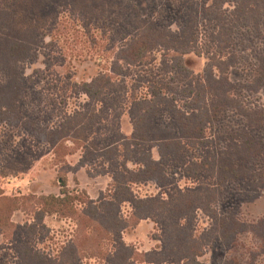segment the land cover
<instances>
[{
  "label": "rangeland",
  "instance_id": "rangeland-1",
  "mask_svg": "<svg viewBox=\"0 0 264 264\" xmlns=\"http://www.w3.org/2000/svg\"><path fill=\"white\" fill-rule=\"evenodd\" d=\"M215 1L91 0L90 7H87L82 3L83 0H0V78L3 76L11 78L7 88L9 89L11 85L12 90L6 91H10L13 98V92H17L15 98L20 99L18 101L20 121L12 118L19 127L6 125L0 127V194L10 198L27 195L36 197L59 195L61 186L58 178L66 176L67 189L73 195H78L84 200H87L85 197L87 196L98 204L111 201V195L115 193L112 189V173L105 172L108 165L103 164L101 159L95 162H84L85 149L81 146L83 140L80 137L85 134V137L94 143L100 138L101 146H103L110 143V139L115 138L109 136L114 131H120L125 137L131 136L134 122L127 110L130 93L139 87L136 90L138 96H145L146 79L177 78L173 73L165 71L164 52L160 50L151 54L152 58L148 59V65L129 67L121 63L120 69L123 72L118 76L114 75L118 87L122 88L120 89L121 97H117L118 93H114L108 94V98L114 100L122 98L124 114L117 119L110 110L111 113L107 117L99 118L107 125H97L92 133L78 132L81 128L76 125L78 121L74 118V113L92 106L82 93V84L91 82L99 75L112 73L111 68L115 65L114 61L119 60V53L124 50L123 48H127L128 40L133 39L138 33L136 22L131 25L136 14L134 7L142 17L156 19L166 31L181 30L183 16L195 17L196 19H191L193 22L191 27H194L197 21L195 47L201 55H195L193 52L188 54L186 56L188 64L185 66L195 74H200L212 58V53L223 54L221 58L224 63L236 64L231 74L229 73L232 87L237 89L243 87L241 90L235 89L236 96L242 99L249 109H264V84L254 87L257 75L264 74L254 71L264 68V20L259 26L260 29L254 28V23H251L250 28H234L233 23L243 24L241 15L237 13V9L240 5L242 6V1L234 0L232 3L223 4L224 0H221L219 4L222 3L223 10H219L218 16L210 19L209 23L203 13L206 8H211ZM51 2L53 5L50 6ZM258 4L259 0L248 4L247 16L253 12L255 16H258L256 13H260L261 9L264 11V5ZM224 10L227 11V24L236 34L235 48H228L226 44L222 48H217L210 41L211 32L217 33L219 28L221 30L225 25ZM142 17H140L141 20H143ZM211 23L212 26H210ZM163 28L159 27L164 31ZM225 29L227 32L230 30L227 26ZM193 32L194 29L189 30L188 34L192 35ZM224 40L230 44L228 37ZM11 48L22 49L15 52L14 57L11 58L8 53ZM20 73H24L25 78V84H22L21 88L27 89L21 94L20 85L15 81L16 77L21 75ZM176 81L181 83L183 79L179 77ZM182 103L178 101L180 106ZM235 115L234 112L226 114L220 123V128L236 130L245 125V120ZM23 117H25L23 122L36 124L37 127L45 129L48 136L46 141L30 137L26 129H22ZM162 117L163 120L168 119L166 115ZM61 132H64L68 139L67 144L63 146L72 152L64 158L60 153L58 154V151L55 153L51 146L53 135H60ZM213 135L211 130H207L209 138ZM58 138L57 135L56 139ZM71 138L78 141L79 145L72 144L69 141L72 140ZM256 139L264 142V132ZM183 145L187 153L183 163L199 164L204 156V150L199 147L193 149L187 143ZM258 150L263 151L264 154V143ZM153 154L159 158L156 149H153ZM258 164V168L256 164L257 169L254 175L261 178L231 185L224 200L219 201L218 205L217 203L213 205L218 214H232L233 218L243 220L247 227L264 220V167L262 166L264 162ZM129 168L136 169L137 164L129 163ZM185 169L187 165L174 164L167 169L166 174L169 176L170 183L166 186L161 187L155 181L129 184L131 191L127 192L128 194L125 192V195L129 196L131 193L139 199L159 196L168 201L178 188L196 190L204 181L206 183L203 184L212 188L216 183L215 178L197 179L192 176V173H189L191 176H187ZM202 200L206 201L204 198ZM83 206L78 201V208ZM26 211L29 212V210ZM132 211L130 203H122L119 219L131 220L129 216ZM33 219V213L30 214V212L14 213L12 220L15 227L8 233L0 235V264H19L20 260L16 258L15 252L22 245H28L43 253L45 257L54 260H59L62 249L71 245L76 235L74 220L50 216L44 219V223L37 224ZM176 223L181 228L188 226L184 218L177 219ZM31 224H35L34 232L31 235L25 234L22 227L24 225L30 227ZM191 226L193 234L197 236L203 231L210 233L214 227L212 218L200 209L195 210ZM162 230L160 222L145 219L140 220L137 226L123 230L121 238L127 246L133 247L138 252H149L161 246L157 239H161ZM103 242V246L107 245L108 248L109 243ZM234 242L231 252L236 262L264 264V230L258 233V236L239 235ZM221 250L229 252V249L225 250L217 246L208 247L199 261L203 264H215V259L226 253ZM83 251L78 254L76 261L69 260L68 264H112L103 256L98 257L95 251L90 249Z\"/></svg>",
  "mask_w": 264,
  "mask_h": 264
},
{
  "label": "trees",
  "instance_id": "trees-1",
  "mask_svg": "<svg viewBox=\"0 0 264 264\" xmlns=\"http://www.w3.org/2000/svg\"><path fill=\"white\" fill-rule=\"evenodd\" d=\"M90 1L83 0L82 3L90 7L92 3ZM241 1L242 6L240 5L241 8L237 9V13L241 15L243 24L233 23L234 28H250L251 23H254V28L260 29L259 26L264 20L263 9L260 13H256L258 16H255L253 11H248L253 13L247 16L246 7L254 0ZM219 2L221 0H216L214 5L206 8L203 13L209 23L210 19L218 16L219 10H223L222 3L219 4ZM228 2L232 3L234 0H224L223 4ZM51 5L53 2L50 3ZM258 5H264V0H259ZM134 11L136 14L131 25L136 22L138 33L133 39L128 40L127 48H123L124 50L119 53V60H115V65L111 68L112 73L99 75L91 82L82 84V93L92 106L74 113V118L78 121L76 125L81 128L78 132L92 133L97 125H107L101 117H107L111 112L117 119L124 114L122 98L117 100L108 98V94L113 95L114 93H118L117 97H121L120 89L122 88L118 87L116 76H114L123 72L120 69L121 63L129 67L148 65V59L152 58L151 54L160 50L164 52L165 71L173 73L177 78L180 77L183 82H177V78L174 77H170L169 80L146 79L145 96H138L136 90L139 87L134 89L136 92L130 93L127 110L134 122L131 136L125 137L120 131H114L109 136L115 138H109L110 143L103 146H101L100 138L94 143L90 142L85 134L80 137L83 140L81 146L85 149L84 162H95L101 159L103 164L108 165L105 172L112 173V189L115 193L111 195V201L98 204L87 196H85L87 200H84L78 195H73L67 189L66 176L58 178L61 186L59 195L38 197L27 195L10 198L0 194V235L8 233L15 227L12 217L14 213L20 211L33 213V220L37 224L44 223V219L50 216L69 218L76 223V235L71 245L62 249L59 260L45 257L43 253L32 247L22 245L16 249V252L14 250L16 258L20 260L19 264H68L69 260L76 261L78 254L87 249L95 251L98 257L103 256L112 264H203L199 260L205 255L206 248L214 246L229 249V252L221 250L226 253L217 257L215 264H240L232 258L231 248L234 241L239 235L255 234L258 236V233L264 230V220L247 227L243 220L233 218L229 213L218 214V211L213 208L215 203L218 205L219 201L224 200L231 185L261 178L254 174L258 163L264 162L262 160L264 159L263 151L258 150L264 142L256 139L264 132V109H249L244 101L236 96L235 89L237 91L243 88H233L229 80V73L231 74L236 64L224 63L221 58L223 54L212 53V58L200 74H195L185 66L188 64L186 60L188 54L193 52L195 55H201L195 47L196 20V25L191 27L193 24L191 19H196L195 17L183 16L181 30L166 31L156 19L142 17L135 7ZM223 14L225 25L221 30L219 28V32H211L210 41L217 48H222L225 44L228 48H235L236 34L227 24V11L224 10ZM212 25L211 23L210 26ZM226 26L230 28L228 32L225 29ZM159 27H162L164 31ZM193 29V34L189 35L188 31ZM258 35L262 36V34ZM225 37L230 39V44L225 42ZM19 49L22 48H11L8 52L9 56L14 57V53ZM254 71L264 73V68ZM20 74L15 81L20 85L21 94L27 89L22 90L21 88L22 84H25V78L24 73ZM256 78L257 82L254 87L264 84V74H259ZM0 79V88H2L0 90V127L3 125L18 126L12 118L20 121L18 114L20 99L15 98L17 92H13V98L10 91H6L12 90L11 85L9 89L7 88L11 78L3 76ZM178 101L183 102L181 106ZM231 112H234L238 118L242 117L245 125L236 130L235 128L222 130L220 123L225 115ZM163 115H166L168 119L163 120ZM24 119L25 117L21 119L22 126H24L22 129H26L30 137L46 141L48 136H46L45 129L37 127L36 124L23 122ZM207 130L214 133L212 138L207 136ZM64 134L61 132L60 135L55 134L51 138L52 150L55 153L58 151L63 158L72 154L71 150L68 151L63 146L68 141ZM57 135L58 139H56ZM71 139L69 141L72 144L79 143L74 138ZM185 143L193 149L199 147L204 150V156L199 164L183 163L187 157L183 145ZM153 149H156L159 158L154 156ZM129 163L137 164V168L130 169ZM174 164L187 165L185 169L187 176H191L189 173H192V176L197 179L215 178L216 183L209 188L203 184L206 183L203 180L204 182L196 190L178 188L168 201L159 196L139 199L131 193L129 196L125 195V192L131 191L129 184L155 181L161 187L166 186L170 183L169 176L166 174L167 169ZM262 166L264 167L263 164ZM203 198L207 202L203 201ZM78 201L81 206H84L78 208ZM125 202L132 205L133 211L129 216L131 220H124V222L119 219V212L122 203ZM198 209L212 218L214 226L210 233L203 231L199 236L193 234L191 226L194 212ZM180 218L186 219L187 227L181 228L176 223ZM145 219L156 220L162 225V237L157 239L161 246L149 252H138L123 242L121 234L123 230L135 227L140 220ZM34 226L35 224H31L30 227L24 225L22 227L24 233L31 235L35 230ZM103 241L109 243L108 248L107 245L103 246Z\"/></svg>",
  "mask_w": 264,
  "mask_h": 264
}]
</instances>
